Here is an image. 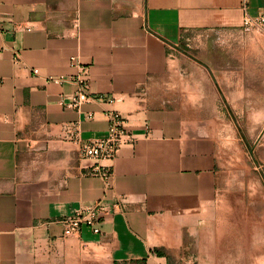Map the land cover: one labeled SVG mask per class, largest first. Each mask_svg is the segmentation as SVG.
I'll return each instance as SVG.
<instances>
[{
    "label": "crops",
    "instance_id": "crops-1",
    "mask_svg": "<svg viewBox=\"0 0 264 264\" xmlns=\"http://www.w3.org/2000/svg\"><path fill=\"white\" fill-rule=\"evenodd\" d=\"M242 1L0 0V264H174L188 254L187 233L212 218L236 78H203L184 46L251 34ZM249 9L264 14V0ZM250 47L264 56V38ZM81 65L91 93L114 102L66 106ZM61 75L72 79L49 80ZM247 79L237 78L243 104ZM110 110L134 142L112 162L83 159L72 125L84 141L104 139ZM110 164L108 188L93 168ZM97 201L108 208L103 233L64 236L62 220Z\"/></svg>",
    "mask_w": 264,
    "mask_h": 264
},
{
    "label": "rangeland",
    "instance_id": "rangeland-1",
    "mask_svg": "<svg viewBox=\"0 0 264 264\" xmlns=\"http://www.w3.org/2000/svg\"><path fill=\"white\" fill-rule=\"evenodd\" d=\"M246 31L251 34L233 40L219 36L184 46L203 64V78H236L235 113L226 115L233 122L229 129L225 124L220 127L212 218L187 233L183 250L188 254L173 257L174 264H243L248 259L241 258L242 252L264 253V113H258L264 110V94L254 79L264 78V56L250 47L253 42L261 43L264 29ZM237 78H250L245 86L250 82L252 89L244 93V104ZM246 110L250 113H243ZM250 262L264 264V258Z\"/></svg>",
    "mask_w": 264,
    "mask_h": 264
},
{
    "label": "built area",
    "instance_id": "built-area-1",
    "mask_svg": "<svg viewBox=\"0 0 264 264\" xmlns=\"http://www.w3.org/2000/svg\"><path fill=\"white\" fill-rule=\"evenodd\" d=\"M243 10V26L248 29H264V14L253 15L249 9V0L242 1ZM78 26V24H77ZM27 29H30L27 28ZM19 61V55L16 57V62ZM73 65H77L74 58L71 60ZM33 72L38 73V69L34 68ZM72 77L61 75L51 76L50 81L63 85ZM76 82L78 87L74 92L69 102L65 103L68 107L80 108L85 103H90L95 100L114 102V96L100 95L95 96L91 93V81L88 74V68L80 66V72L76 76ZM89 117H93L94 114L89 113ZM109 118V134L104 139L94 141H84L80 137L78 131V125H72V129L76 130L74 134V140L79 145V153L85 160L94 161H108L112 162L118 155L119 150L125 146L134 142V136L127 128V119L117 110H110L107 112ZM148 133L150 127L146 124ZM93 172L100 175L107 183L108 188L111 185L113 177L112 165H102L93 168ZM108 212V208L105 202L97 201L93 204L83 206L76 213L65 217L62 220L64 224V236H80L84 228H89L95 234H102V223L104 217Z\"/></svg>",
    "mask_w": 264,
    "mask_h": 264
},
{
    "label": "trees",
    "instance_id": "trees-1",
    "mask_svg": "<svg viewBox=\"0 0 264 264\" xmlns=\"http://www.w3.org/2000/svg\"><path fill=\"white\" fill-rule=\"evenodd\" d=\"M158 253H159V254H162V252H161V251H159Z\"/></svg>",
    "mask_w": 264,
    "mask_h": 264
}]
</instances>
